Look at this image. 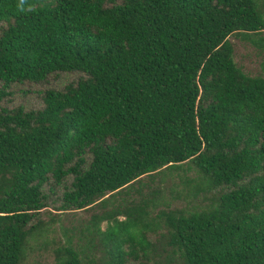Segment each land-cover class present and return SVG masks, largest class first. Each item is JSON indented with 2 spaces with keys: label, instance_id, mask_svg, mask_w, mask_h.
<instances>
[{
  "label": "trees",
  "instance_id": "16d2710c",
  "mask_svg": "<svg viewBox=\"0 0 264 264\" xmlns=\"http://www.w3.org/2000/svg\"><path fill=\"white\" fill-rule=\"evenodd\" d=\"M231 37L264 53V0H0V264H264Z\"/></svg>",
  "mask_w": 264,
  "mask_h": 264
},
{
  "label": "rangeland",
  "instance_id": "374dc122",
  "mask_svg": "<svg viewBox=\"0 0 264 264\" xmlns=\"http://www.w3.org/2000/svg\"><path fill=\"white\" fill-rule=\"evenodd\" d=\"M230 40L234 46V57L236 62L250 74L264 75V53H262L259 48H256L251 42L240 40L235 37H231ZM67 80L68 76L65 75L58 83L60 85H63ZM20 88H23L25 90L26 86L17 85L14 87V89H16L17 91L14 103L12 104H18V102H21L24 103L27 107L39 104V99L37 98L36 94L32 93L24 96L21 92H18Z\"/></svg>",
  "mask_w": 264,
  "mask_h": 264
}]
</instances>
